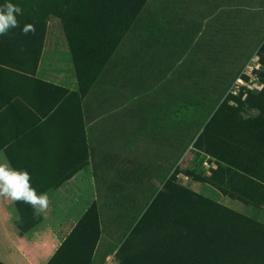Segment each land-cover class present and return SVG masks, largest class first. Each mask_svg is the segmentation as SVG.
<instances>
[{
    "label": "rangeland",
    "instance_id": "374dc122",
    "mask_svg": "<svg viewBox=\"0 0 264 264\" xmlns=\"http://www.w3.org/2000/svg\"><path fill=\"white\" fill-rule=\"evenodd\" d=\"M5 2L22 14L0 35V164L49 207L0 197V264L88 215L56 261L80 264L96 214L90 264H214L199 228L217 264H264V0Z\"/></svg>",
    "mask_w": 264,
    "mask_h": 264
},
{
    "label": "clouds",
    "instance_id": "9594fccd",
    "mask_svg": "<svg viewBox=\"0 0 264 264\" xmlns=\"http://www.w3.org/2000/svg\"><path fill=\"white\" fill-rule=\"evenodd\" d=\"M20 14L22 8L18 5L11 2L0 5V35H7L11 29L19 27L17 16ZM22 32L24 35H35L36 29L34 25L26 24ZM0 197L29 204L34 217H39L49 207L47 193L37 194L30 183L29 173L12 169L7 163L0 164Z\"/></svg>",
    "mask_w": 264,
    "mask_h": 264
},
{
    "label": "crops",
    "instance_id": "0c3cea01",
    "mask_svg": "<svg viewBox=\"0 0 264 264\" xmlns=\"http://www.w3.org/2000/svg\"><path fill=\"white\" fill-rule=\"evenodd\" d=\"M61 243L54 232L41 228L15 237L14 245L1 257L8 264H47Z\"/></svg>",
    "mask_w": 264,
    "mask_h": 264
},
{
    "label": "trees",
    "instance_id": "16d2710c",
    "mask_svg": "<svg viewBox=\"0 0 264 264\" xmlns=\"http://www.w3.org/2000/svg\"><path fill=\"white\" fill-rule=\"evenodd\" d=\"M131 42V40H130ZM130 45V43L128 44ZM127 45V46H128ZM155 212H159L157 210H154ZM160 213V212H159ZM229 214V217H225L224 215H222V222H223V228L221 229V236H222V239H225L227 238L226 236L231 232L232 233H235V229H238L239 228V222H240V219H239V216H236L235 213L234 214ZM165 215V214H163ZM230 215H232L233 217H231ZM168 216V215H166ZM96 218V233L97 235L94 237V239H92V241H90L89 239L86 241V245H84L83 243H79L78 245L79 246H85L86 248V253H84L82 256H76L77 259H79V261H77V263H80V264H90L91 262V257H92V254H93V251L96 247V244L98 243V240H99V231H100V228H99V221H98V218H97V214L95 216ZM170 219L174 220V221H177V222H182L180 219H176V218H173L171 216H169ZM86 219H88V215H87V218H86V215H84L80 222L78 223V225L76 226V228L71 232V234L63 241V243L59 246V248L56 250V252L54 253V255L52 256V258L48 261L47 264H56L58 261V258L60 256H62L63 254V250L64 248L66 247V245L70 244L69 243V240L70 238L74 237L76 235V232L80 231L82 229V226L84 224V222H86ZM183 223V222H182ZM203 231H206L210 234H212L214 236V243H215V251H214V264H217V261H216V256L218 254V239H219V233L216 231V230H208V229H205V228H199ZM240 229V228H239ZM91 232V229L84 233V235H89ZM230 234V235H231ZM229 235V236H230Z\"/></svg>",
    "mask_w": 264,
    "mask_h": 264
}]
</instances>
